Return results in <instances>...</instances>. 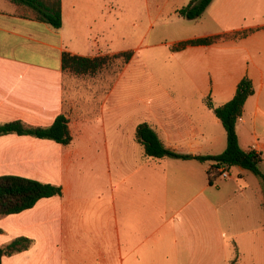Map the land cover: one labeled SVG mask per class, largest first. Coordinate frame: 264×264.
Returning a JSON list of instances; mask_svg holds the SVG:
<instances>
[{
  "label": "crops",
  "instance_id": "obj_1",
  "mask_svg": "<svg viewBox=\"0 0 264 264\" xmlns=\"http://www.w3.org/2000/svg\"><path fill=\"white\" fill-rule=\"evenodd\" d=\"M189 1L61 0L62 25L54 29L28 6L0 0V124L49 127L64 114L71 136L65 146L0 136V177L61 188L60 196L0 216V247L31 240L1 264H264L259 177L234 166L210 181L211 162L149 158L135 138L146 123L170 151L221 154L225 131L206 103H227L247 78L254 93L238 141L260 154L264 174V0H212L194 20L177 13ZM147 48L159 50L148 73L131 76ZM129 51L104 92L67 105L62 53Z\"/></svg>",
  "mask_w": 264,
  "mask_h": 264
},
{
  "label": "trees",
  "instance_id": "obj_2",
  "mask_svg": "<svg viewBox=\"0 0 264 264\" xmlns=\"http://www.w3.org/2000/svg\"><path fill=\"white\" fill-rule=\"evenodd\" d=\"M12 3L23 4L37 12V20L45 22L54 29H59L61 21V0H9ZM212 0H190L189 3L177 11L178 15L186 19L194 20L210 5ZM219 37L196 39L178 44L180 49L187 44L207 45ZM132 56L131 52H123L113 55L114 59H121L127 63ZM107 57H82L71 55L67 52L61 55V68L63 72L72 75L96 74L106 63ZM117 74L111 77L109 84ZM254 90L249 79L243 78L237 85L234 96L227 103L213 107L211 103L206 105L212 109L215 117L220 121L226 136L225 150L216 156H198L178 154L166 149L157 138L154 131L146 124H140L136 128L135 138L143 146L144 155L149 158H162L165 156L188 160L195 159L200 162H211L208 170L209 176L223 168L228 171L231 167L238 166L252 172L261 179L264 192V174L261 172L262 158L254 151H244L239 146L237 135V123L243 112L246 100L253 95ZM68 120L64 114L59 115L49 127H29L22 121L15 120L0 124V136L7 134L29 135L39 139L53 140L61 145H68L71 136L67 127ZM210 176V181H211ZM59 186L41 183L22 177H0V216L19 213L31 208L39 199L52 196H60ZM264 210V195L261 203ZM31 240L19 237L10 243L0 247V264L5 256H11L30 247Z\"/></svg>",
  "mask_w": 264,
  "mask_h": 264
},
{
  "label": "rangeland",
  "instance_id": "obj_3",
  "mask_svg": "<svg viewBox=\"0 0 264 264\" xmlns=\"http://www.w3.org/2000/svg\"><path fill=\"white\" fill-rule=\"evenodd\" d=\"M157 52H159L158 49L153 50L147 48L140 50L139 63L136 62L134 66H132L134 71L131 73V76L138 74V72L141 75H146L148 73L149 59L151 56L156 55ZM104 56L107 57L106 63L96 74L72 75L65 73L64 90L67 105L71 103L72 100L82 102L92 95V93L96 92L98 95L104 92L108 88L111 77L120 74L128 63H123L121 59H114L113 55Z\"/></svg>",
  "mask_w": 264,
  "mask_h": 264
},
{
  "label": "built area",
  "instance_id": "obj_4",
  "mask_svg": "<svg viewBox=\"0 0 264 264\" xmlns=\"http://www.w3.org/2000/svg\"><path fill=\"white\" fill-rule=\"evenodd\" d=\"M219 170H220V171H219L220 176H221L222 178H226V177H228V173L226 172L225 169L221 168V169H219Z\"/></svg>",
  "mask_w": 264,
  "mask_h": 264
}]
</instances>
